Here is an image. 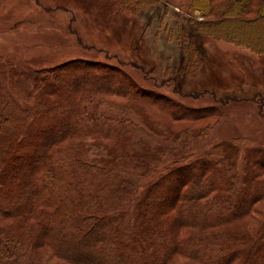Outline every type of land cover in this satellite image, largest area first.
<instances>
[{"label":"rangeland","instance_id":"374dc122","mask_svg":"<svg viewBox=\"0 0 264 264\" xmlns=\"http://www.w3.org/2000/svg\"><path fill=\"white\" fill-rule=\"evenodd\" d=\"M263 3L241 0L239 12L231 16L233 0L199 3L206 6L203 10L195 2L196 30L188 21L191 0H145L142 4L126 0H0V128L11 124V120L2 119L7 112L22 113L37 105L35 88L42 90L45 84L28 82L30 72L42 78L47 75L54 85H45L43 95L62 108L61 113L52 110L47 114L51 119L56 117L53 121L45 118L40 122L50 125L44 128L43 140L35 141L37 152L26 156L25 142L17 151L1 152V179L23 183L26 198L34 199L32 211L24 208L20 212L12 207L16 202L11 197L16 192L1 190L0 227L26 230L24 236L29 242L39 230L42 239L39 243L34 238L37 243L31 254L43 264H69L57 255V244L64 238L51 226L61 220L62 204L67 207L65 201L77 192L79 178L86 175L87 185L95 189L94 182L103 179L97 175L98 167L107 168L112 162L122 164L124 173L137 180L133 194L143 195L145 187H151L145 194L147 199L156 200L160 206L173 204L170 219L179 218L183 211L214 218L202 208L210 209L218 202L219 186L204 187L213 172L208 170L211 165L203 167L199 158L212 161L216 157H207L213 153L212 147L233 141L240 148L236 170L241 171L247 149L264 148V45L260 50L251 44L249 47L242 36L249 33L264 39ZM94 86L103 89L86 103L87 113L108 120L115 131L92 126L67 133L64 94L72 97L74 91L78 97L80 89ZM187 106H213L217 111L200 117L183 116ZM34 130L31 134L38 137ZM48 140L54 141L44 148ZM95 147H102L103 152ZM128 151L134 157L126 156ZM108 153L118 156L112 161ZM263 155H251L253 170L245 177V184L259 183L250 205L246 203L224 222H208L207 228L198 229L192 223L179 227L180 243L218 230L254 235L264 228ZM54 161L69 164L67 171L75 179L67 191L58 185L37 197L30 188L33 168L37 165V171H42ZM141 162L145 167L139 166ZM158 162L163 166L157 168ZM115 195L126 198L119 192ZM170 263L200 264L179 252L166 264Z\"/></svg>","mask_w":264,"mask_h":264},{"label":"trees","instance_id":"16d2710c","mask_svg":"<svg viewBox=\"0 0 264 264\" xmlns=\"http://www.w3.org/2000/svg\"><path fill=\"white\" fill-rule=\"evenodd\" d=\"M126 1L130 4H142L145 0ZM195 2L204 4L205 2H210V0H191L192 6L189 9L191 16L188 21L197 30L198 25L196 24L195 11L193 10L196 6ZM240 3L241 0H233L232 10L230 11L231 16L237 15L241 6ZM201 4H199L201 6L200 10L206 9V6ZM261 7L263 8L261 13L264 14V3L261 4ZM210 9L212 11V6H210ZM222 31L227 33V29L224 27ZM242 36L249 41V47L251 44L254 49L260 50L261 45H264V39L260 40V37H252L249 33ZM31 75V72L28 73L26 79L28 82L30 80L34 82V85H37V82L40 81H43L42 83L46 86L54 85L52 81L46 78L47 75L43 78L38 75ZM44 87L43 89H45ZM38 89V87L35 88L39 94H37L38 101L35 107L25 108L22 113L17 112V110L15 112H7L2 118L11 120V124L0 128V168H3L4 161L2 160L1 152L9 153L8 149H10V152L17 151L22 142H25V146L28 143L27 150L25 149L26 156L37 152L38 144H35V141L43 140L44 128L50 125L46 122L42 125L40 122L45 118L46 121H53L56 117L51 119L47 115L52 110L53 113L62 112L60 110L62 108L57 107V101L48 100L43 95V89ZM101 89L103 88H98L97 86L85 88V90L80 89L79 93H81V96L78 97L75 96L76 93L74 91L72 97H67V94H64L66 98L65 104L63 103V109L69 118L67 133L82 131L84 128H92V126L99 130L105 129L108 132L115 131L114 124H110L108 120L97 119L87 113L86 103L95 99ZM43 104H46L44 108H42ZM171 111L172 115L177 117L176 110L171 108ZM215 111L217 109L213 106L194 108L187 106L184 108L183 116L200 117ZM59 118V120H63V116ZM34 122L36 126L33 124ZM29 126L30 129L25 133V129ZM33 129L41 137H34L31 134ZM127 133L133 137L130 131ZM53 141L44 142V148L48 147L47 145ZM95 148L96 150L98 149L99 153L102 151V147ZM30 152L31 154H28ZM211 152L213 153L207 155V157H216L214 160L209 161V159L202 157L199 158V162L205 168L209 165H214L213 168L211 166V168H208V170L212 169L213 174L204 187L208 189L218 184L220 197L225 199L221 200L219 197L218 202L210 209L206 206L202 208L204 212H208V215L211 213L214 218H207L204 213L183 211L179 218L177 216L170 219L168 213L172 209L173 204L160 206L156 200L147 199L145 194L150 191L151 187H145L142 191L143 195L138 192L133 194L138 188L136 186L137 180L124 173V167H121L122 164L112 162L107 165V168L104 166L98 167L99 172L97 175H103V179H97L99 181L94 182L95 189L87 185L86 178L88 177L84 175L76 182L78 190L75 195L65 201L68 203L67 207L66 204H62L64 213L60 217L61 220L54 221L53 226H51V228L57 229L60 236L66 240L62 239L63 242L61 241L60 244H57V255L60 256L63 262H68L69 264H166L175 252H179L182 256L195 260L200 264H264V228L255 232L254 235L218 230L199 236L194 235L190 240H184L181 243L178 240L179 227L197 224V228L202 229L210 226L207 225L208 222L212 224L224 222L233 217L236 212L241 211L246 203L250 205L252 199L257 195L254 191L258 182L247 181L245 184V177L247 171L250 170L252 172L253 170L251 167L254 164L251 162V155L262 156L264 153L261 155L259 152H264V148L247 149L243 162L244 167L241 171L236 170L240 148L235 142L216 145L212 147ZM132 154L128 151L125 155L134 157ZM107 156H111L109 159L113 161L118 155L108 153ZM255 162L258 161L255 160ZM39 163L41 162L38 160ZM160 165L163 166V162H158L156 167L158 168ZM139 166L145 167V163L141 162ZM38 167L35 165V168H33L34 171L30 183V188L37 197L42 196L46 190L54 191L58 185L63 186L64 190L67 191L71 187V182L73 183L75 179L73 176L70 177L72 174L67 171V169L71 168L69 164L63 165L54 161L51 162V165L44 166L41 169L42 171H37L36 168ZM87 168L89 169V166ZM208 170L206 169L207 172ZM72 171H76V169L74 168ZM172 173L169 175L170 177ZM172 180L173 182L175 181L174 178ZM156 181H159V179ZM22 184H19V181L15 183L9 178L1 179L0 172V188L2 187L0 191L2 190L6 194L16 192L11 197L16 202L12 207H15L17 211L19 209L20 212H22V209L27 208V211L30 212V210H33L34 197L32 199L26 198ZM156 185L163 187L162 184L157 183ZM204 187L203 189H205ZM3 188H6V190L3 191ZM115 192H119L122 195L125 194L126 198H117ZM158 197L159 195L156 198ZM131 209H133L132 213H130ZM54 223L59 226H55ZM168 226L172 227L173 230L167 231L166 227ZM44 227L45 229L50 228V226ZM25 232L26 230L17 231L16 229L0 227V264H43L39 258L33 256L35 254H31L32 249L36 247L37 240L40 238L41 241L43 233L39 230L34 232L33 237L37 238V240L35 241L33 238L29 242L24 236ZM226 238L231 241L225 242ZM40 241L38 240L39 243ZM67 241L71 242L72 245H68ZM83 242L86 243L85 246ZM160 242H162V245ZM30 247L31 250H29ZM85 252L86 256L84 255ZM115 256L118 257V262ZM92 257H95L98 261L92 260L94 259ZM111 260L114 261L112 262Z\"/></svg>","mask_w":264,"mask_h":264}]
</instances>
